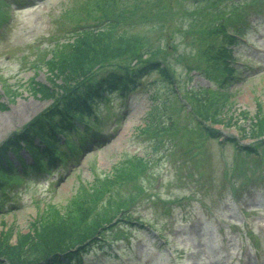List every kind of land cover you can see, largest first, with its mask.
<instances>
[{"label":"rangeland","instance_id":"374dc122","mask_svg":"<svg viewBox=\"0 0 264 264\" xmlns=\"http://www.w3.org/2000/svg\"><path fill=\"white\" fill-rule=\"evenodd\" d=\"M88 1L0 0V149L69 93L59 62L72 37L109 25ZM112 11L111 39L137 45L77 88L114 73L139 80L96 106L104 130L77 162L0 193V236L13 231L15 243L48 216L70 222L93 199L100 228L84 264H264V0H125ZM221 26L243 36L230 85Z\"/></svg>","mask_w":264,"mask_h":264},{"label":"trees","instance_id":"16d2710c","mask_svg":"<svg viewBox=\"0 0 264 264\" xmlns=\"http://www.w3.org/2000/svg\"><path fill=\"white\" fill-rule=\"evenodd\" d=\"M123 1L125 0H89L86 3L88 11L100 12L106 19H110L107 21L109 24L106 26L107 29L86 30L68 45L71 47L70 54L60 60L59 67L62 66L64 70H72L71 75H68V72L71 71H65L67 76L72 78V81L64 86L65 91H69V93L48 108L44 114L34 119L22 134L15 136L14 141L2 146L0 149V173L9 177L10 174L19 172L9 158V150L18 156L22 174L26 175L32 169L39 173L41 170L49 172L50 168L65 158L70 161L75 160L77 156L73 151L65 150L69 147L75 150L83 144L81 138L76 141L77 136L80 135L79 133L87 135V128L93 126V123L85 121L84 117L90 116L94 111V105L102 102L108 95L116 91H127L132 87L137 76L126 75L119 78L114 73L108 74L109 76L106 78L93 80L88 83L86 89L78 90L77 88L83 78L96 74L95 71L104 66L103 62L108 58L126 57V55L117 54L116 48L137 45H130L122 34L116 40L111 39L112 33L121 21L112 16V10ZM129 14H131L130 11ZM222 42L220 48L221 56H223L222 72L226 75L224 82H228L233 71L228 61L232 58L230 47L235 46L239 41L236 37L223 33ZM111 51L114 53H110ZM72 64L75 65V68L72 67ZM257 119L260 120L255 123L257 130L264 133V117ZM57 132L66 140L63 149L60 148L62 139L59 138ZM69 138H72L73 144L67 143ZM21 142L31 155L33 162L30 165L19 153L22 150ZM3 158L9 167L3 162ZM7 183L8 180L0 178V190ZM94 207L93 199L77 202L74 205L77 215L74 219L71 218L70 222L63 216H60L59 220L50 219L49 216L45 217L40 221L38 227L35 226L29 233L17 235L15 243H11L12 234L11 237H8L10 236L8 233L2 237L4 235L2 233L0 236V264H65L66 260L73 257H76L75 261L79 263L78 256L86 250V241L93 238L100 228L99 225L91 226V223L97 220V218L91 217Z\"/></svg>","mask_w":264,"mask_h":264}]
</instances>
